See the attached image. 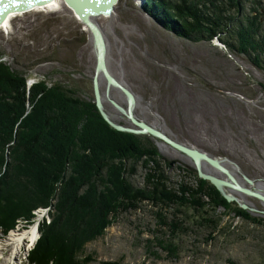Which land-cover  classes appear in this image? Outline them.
Instances as JSON below:
<instances>
[{
    "label": "rangeland",
    "instance_id": "1",
    "mask_svg": "<svg viewBox=\"0 0 264 264\" xmlns=\"http://www.w3.org/2000/svg\"><path fill=\"white\" fill-rule=\"evenodd\" d=\"M145 1L118 0L112 15L98 21L107 43V67L134 94L136 118L224 162L237 182L264 195V60L237 51L239 45L231 37L238 30L231 25L224 34L197 43L175 36L145 12ZM262 1L244 0V5L257 8ZM225 14L229 17L231 12ZM16 16L0 27V61L27 77L28 88L38 82L49 87L59 84L82 100L92 99L96 49L92 33L74 10L58 0L54 10ZM235 18L245 21L243 13ZM255 20L256 29L264 30V23ZM107 84L104 80L100 87L105 110L117 124L134 128L111 102L126 109L127 97ZM132 135L157 152L170 187L197 186V171L188 156L151 135ZM145 174L138 165L130 178L133 185L145 187ZM217 190L236 199L226 200L228 209L143 202L137 210L119 212L103 236L86 245L81 260L87 258L84 264H264V202ZM39 210L32 223L18 221L14 229H0V264H30L29 255L39 240L29 250V242L24 244L17 258L5 240L36 222L39 231L43 221H50L49 210Z\"/></svg>",
    "mask_w": 264,
    "mask_h": 264
},
{
    "label": "trees",
    "instance_id": "2",
    "mask_svg": "<svg viewBox=\"0 0 264 264\" xmlns=\"http://www.w3.org/2000/svg\"><path fill=\"white\" fill-rule=\"evenodd\" d=\"M145 3V12L156 23L191 42L212 40L231 25L238 30L231 37L237 51L264 60V30L258 33L254 24L258 9H246L244 0ZM241 13L245 21L235 18ZM27 80L0 61V229L32 223L39 209H48L50 216L39 229L30 264H84L86 245L103 236L116 214L137 210L143 202L196 210L229 208L196 172V187H170L157 152L141 138L113 129L94 97L82 100L59 84L49 87L45 82L28 88ZM138 165L146 171L143 188L130 179ZM240 215L255 222L243 211Z\"/></svg>",
    "mask_w": 264,
    "mask_h": 264
},
{
    "label": "water",
    "instance_id": "3",
    "mask_svg": "<svg viewBox=\"0 0 264 264\" xmlns=\"http://www.w3.org/2000/svg\"><path fill=\"white\" fill-rule=\"evenodd\" d=\"M7 1V0H0V12L3 10L4 7H8L9 10H15L18 12L27 11L30 8L36 6H44L51 0H14L15 3ZM66 4L69 5L70 8L74 10V12L79 16V18L83 21V23L89 28L93 35L94 39V46L97 50L96 52V71L93 77V91H94V98L96 107L103 117V119L115 130L125 133H131L136 135H151L159 140L164 141L165 143L169 144L176 150L180 151L181 153L188 156L195 165L198 177L202 180L210 182L214 187L219 190L221 186H227L234 188L240 192H243L246 195L255 197L260 199L264 202V196L256 193L250 189L241 187L235 179L230 175L229 171L220 164V160L213 158L209 154L189 147L183 143H180L176 140H173L171 137L167 136L162 131L156 129L155 127L138 120L134 114V105H135V96L134 94L124 85L121 84L106 68L105 65V45L101 35V32L91 23L89 22L88 18L90 16L96 15H104V16H111L114 10V6L117 4L118 0H64ZM8 3V4H6ZM1 16V14H0ZM3 18H0V24H2ZM102 71L104 77L106 78L107 82L110 85H114L118 87L122 93L127 97V117L132 122L134 128L126 127L114 122L107 111L105 110L102 98H101V89L99 88V84L97 82V74ZM112 104L116 107H119L117 102L111 101ZM204 161L205 163L213 166L218 171L223 172L227 176L226 180L220 179L215 177L211 174L205 173L200 168V162ZM251 184V181L248 180ZM227 201L232 200L229 196L223 195ZM246 205H243V208H246Z\"/></svg>",
    "mask_w": 264,
    "mask_h": 264
},
{
    "label": "bare ground",
    "instance_id": "4",
    "mask_svg": "<svg viewBox=\"0 0 264 264\" xmlns=\"http://www.w3.org/2000/svg\"><path fill=\"white\" fill-rule=\"evenodd\" d=\"M53 3H58V0H51L50 2H48L46 5H48L47 7H50ZM8 4V3H6ZM68 5V4H67ZM45 6V5H44ZM7 11L8 14H12V12H16L15 10H12L10 13H9V9H7L6 7L3 8V12ZM8 14H5V16H8ZM18 14H21L18 12ZM4 14L1 12V16H3ZM100 17H109V16H104V15H96V16H90L88 18L89 22H91L100 32H101V35H102V38H103V41H104V45H105V65H106V68L107 70L109 71L108 67H107V43H106V40H105V37L103 35V32H102V29L99 25V18ZM2 24H0V27L1 26H5V23L4 21H1ZM81 22L83 23V21L81 20ZM84 24V23H83ZM86 26V25H85ZM87 31L90 32V30L86 27ZM92 39H93V36H92ZM94 41V39H93ZM97 52V50H96ZM110 72V71H109ZM106 80V78L104 77L103 75V72L100 71L98 74H97V82L99 84V88L101 87V84L102 82ZM107 81V80H106ZM108 83V82H107ZM122 84V83H121ZM109 87H113V88H116L118 90H120L118 87L114 86V85H110L109 83L107 84ZM123 85V84H122ZM101 89V88H100ZM121 91V90H120ZM122 92V91H121ZM101 98H102V94H101ZM103 101V99H102ZM104 104V103H103ZM118 104V103H117ZM135 104H136V100H135ZM119 108L123 113L124 115L127 114V108H123L122 106H120L118 104ZM134 108H135V105H134ZM126 113V114H125ZM127 116V115H126ZM143 122V121H142ZM220 164L225 167L228 171H229V168L228 166L224 163V162H221L220 161ZM227 166V167H226ZM200 168L203 172L205 173H210L211 175L215 176V177H218L220 179H223L224 177L223 176H226L225 174H223V172L221 171H218V170H215V169H212L209 165H207L204 161H201L200 162ZM207 168H211V170H208ZM230 175L235 179V181L237 182L236 178L233 176V174H231V171H229ZM227 177V176H226ZM223 180H226V179H223ZM241 187L243 188H246L244 187L243 184L237 182ZM221 189H224V192L227 193V194H231V195H234L235 193L237 194H243L245 196H248L246 194H244L243 192H240L234 188H231V187H227V186H221ZM249 189V188H247ZM251 190V189H250ZM254 191V190H252ZM256 193H259L261 195L262 192L261 191H254ZM264 196V195H263ZM230 197V196H229ZM251 197V196H249ZM232 199H235L233 197H230ZM252 198H255V197H252ZM236 200V199H235ZM263 203V202H262ZM40 211V210H39ZM38 225H40L39 222H36V224H34L33 226L29 227V229H25V230H16L14 232H12L10 235H9V238L5 240V242L7 243V247L10 248L11 252L13 255H15V258H17L23 248V245L26 244L27 242H29V245L27 246V250H29L31 248L32 245H34L36 243V241L38 240V237H39V231H38ZM35 246V245H34ZM33 246V247H34ZM6 247V248H7ZM2 249H3V245L0 243V252H2ZM2 255V254H0Z\"/></svg>",
    "mask_w": 264,
    "mask_h": 264
},
{
    "label": "flooded vegetation",
    "instance_id": "5",
    "mask_svg": "<svg viewBox=\"0 0 264 264\" xmlns=\"http://www.w3.org/2000/svg\"><path fill=\"white\" fill-rule=\"evenodd\" d=\"M258 4L259 6H262V7L259 8V6H257L258 10L254 13V16L258 18L260 23H264V2L262 1Z\"/></svg>",
    "mask_w": 264,
    "mask_h": 264
}]
</instances>
